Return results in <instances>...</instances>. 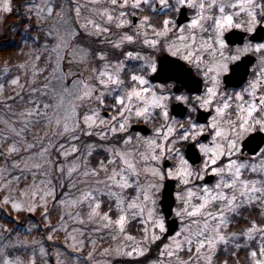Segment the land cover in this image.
Segmentation results:
<instances>
[{
  "label": "snow or ice",
  "instance_id": "obj_1",
  "mask_svg": "<svg viewBox=\"0 0 264 264\" xmlns=\"http://www.w3.org/2000/svg\"><path fill=\"white\" fill-rule=\"evenodd\" d=\"M11 15L0 264L60 233L57 264H264V0H0Z\"/></svg>",
  "mask_w": 264,
  "mask_h": 264
},
{
  "label": "rangeland",
  "instance_id": "obj_2",
  "mask_svg": "<svg viewBox=\"0 0 264 264\" xmlns=\"http://www.w3.org/2000/svg\"><path fill=\"white\" fill-rule=\"evenodd\" d=\"M81 2H83V0H81ZM65 7H67V4H65ZM36 218L37 219L35 221H33V223H36V221H38V218H40L38 213L36 214ZM43 235H46V234H43L41 232H36L35 230H33V232H32V237H35L36 239H41ZM29 238H31V237H29ZM57 241L61 242V245H53V242H48L47 244H45V248L48 251L49 255L47 257H42V258L38 257V264H52L51 259H50L52 257H53V260L57 264L56 252L63 251V233H60ZM49 246H52L53 248H50ZM104 246H107V243ZM83 254H85L87 256L86 251L84 253H82V255ZM22 255L26 258L28 256V253L25 252V253H22ZM61 259H63V257H61ZM107 259H108L107 257L102 256L100 254H97L95 256V260L98 261L99 264H105V261ZM90 264H92V262H90Z\"/></svg>",
  "mask_w": 264,
  "mask_h": 264
},
{
  "label": "trees",
  "instance_id": "obj_3",
  "mask_svg": "<svg viewBox=\"0 0 264 264\" xmlns=\"http://www.w3.org/2000/svg\"><path fill=\"white\" fill-rule=\"evenodd\" d=\"M19 19V17L15 16V15H11L8 17L7 20H4L2 22H0V27L7 25L8 23H10L11 21L17 20ZM37 219V218H36ZM40 220V218H38V221ZM50 248H53L52 246H49Z\"/></svg>",
  "mask_w": 264,
  "mask_h": 264
},
{
  "label": "water",
  "instance_id": "obj_4",
  "mask_svg": "<svg viewBox=\"0 0 264 264\" xmlns=\"http://www.w3.org/2000/svg\"><path fill=\"white\" fill-rule=\"evenodd\" d=\"M201 115L203 116V115H206L205 113H201Z\"/></svg>",
  "mask_w": 264,
  "mask_h": 264
}]
</instances>
